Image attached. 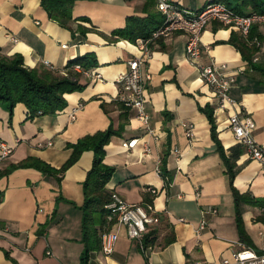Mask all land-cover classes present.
I'll return each mask as SVG.
<instances>
[{"label": "crops", "instance_id": "1", "mask_svg": "<svg viewBox=\"0 0 264 264\" xmlns=\"http://www.w3.org/2000/svg\"><path fill=\"white\" fill-rule=\"evenodd\" d=\"M41 1L0 0L1 53L22 57L28 69L56 75L69 70L77 74L68 65L90 57L91 76L76 75L80 88L64 95L66 106L54 115L30 118L23 104L11 113L0 102V139L14 148L0 162V264H81L83 183L93 152L82 154L60 187L38 170L18 165L32 158L60 169L73 153L69 145L110 127L117 134L105 147L104 163L114 169L107 191L132 204L152 202L163 222L146 235L154 239L153 250L144 252L121 228L114 253L106 257L95 250L88 264L214 263L231 259L244 246L264 255L263 166L235 140L233 109L217 110L211 88L187 60L186 34L177 32L156 43L143 66V74L152 76L145 91L149 125L155 131L151 135L135 119L136 111L120 102L115 83L140 53L133 42L112 34L124 29L131 17L153 19L160 26L155 1L76 0L70 10L73 19L87 21L74 23L73 31L81 25L88 32L75 37L51 19ZM210 1L176 0L194 12ZM218 1L253 13L249 0ZM253 36L261 41L257 51L243 44L234 28L210 22L201 39L202 63L244 70L237 74L231 96L255 122L254 136L264 148V23L253 28ZM72 113L74 121L69 119ZM188 125L193 126L192 138L186 133ZM133 139H139L136 148L124 149L123 143ZM161 161L170 179L167 185L156 173ZM151 188L158 191L156 196L149 193ZM109 228L106 223L102 232Z\"/></svg>", "mask_w": 264, "mask_h": 264}, {"label": "built area", "instance_id": "2", "mask_svg": "<svg viewBox=\"0 0 264 264\" xmlns=\"http://www.w3.org/2000/svg\"><path fill=\"white\" fill-rule=\"evenodd\" d=\"M154 1L158 12L162 16V24L148 37H140L134 42L140 56L130 60L128 71L119 75L115 81L121 91L120 102L126 108L136 111L135 119L145 129L146 133L155 134V131L149 125L150 116L147 113L145 101L146 85L152 79V76L143 74V66L151 59L153 46L156 43L170 38L177 32H183L187 36V60L197 68L201 79L211 88L217 99V110L224 112L233 109L230 116V127L235 140L246 148L249 158L261 163L264 169V148L254 136L256 124L239 109L237 100L231 96V91L236 85V76L239 73H244V70L231 69L227 64L202 63L201 45L205 27L210 22H218L226 27L234 28L250 46L259 49L261 41L258 39L251 41L250 36L255 26L264 23V13L239 14L224 2L218 0L210 1L197 12L183 8L176 0ZM62 48H67V45H63ZM254 61L257 62L258 58ZM44 65L54 70V67L48 61H45ZM72 69L86 77L91 76L90 70H84L78 65ZM61 75L67 77L68 71L62 72ZM75 118V113L69 115L70 121H74ZM186 129L187 136L192 138L193 126L188 125ZM138 143L139 139H133L124 142L122 146L124 149L131 150L136 148ZM13 150V147L0 139V162L9 158ZM149 151L150 149L146 145L144 153L147 154ZM174 152L179 154L177 149ZM156 173L167 185V178H164L162 171V161L158 163ZM149 193L156 196L158 191L151 188ZM110 196V202L104 207L106 221L110 228L101 234V251L103 255L109 257L114 253L115 245L120 238L121 228L126 229L127 237L137 241L144 252L153 250L156 245L149 244L147 247L144 238L150 230L156 229L163 222L153 203L132 204L115 192L111 193ZM1 206L2 200L0 198V209ZM47 254L52 255L51 252ZM192 264H264V255L258 254L251 247L244 246L231 259L226 258L214 263Z\"/></svg>", "mask_w": 264, "mask_h": 264}, {"label": "trees", "instance_id": "3", "mask_svg": "<svg viewBox=\"0 0 264 264\" xmlns=\"http://www.w3.org/2000/svg\"><path fill=\"white\" fill-rule=\"evenodd\" d=\"M76 0H42L43 8L49 13L51 19L57 21L62 27L67 28L75 37L76 33L85 35L88 29L81 25L76 26V32L73 31L72 25L77 21H87L85 19H73L71 8ZM253 13H264V0H249ZM229 5V4H228ZM230 7V5H229ZM239 14H246L242 10L235 9ZM251 14V13H249ZM153 19L142 20L131 17L127 20L124 29L115 31L112 36L115 38H124L135 42L140 37H148L155 27ZM253 29L250 40H254ZM243 44H249L241 38ZM260 40L259 38H257ZM257 51L255 46H251ZM93 63L90 57H85L68 65L69 68L75 65L84 70L91 68ZM77 73V72H76ZM75 73L69 70L68 76L56 75L50 71H38L28 69L24 60L20 56L13 58L5 57L0 50V102L7 105L12 113L17 104H23L27 108L30 118L36 115H54L57 111L64 109L66 106L65 94L72 93L80 88ZM212 122V115H209ZM213 123V122H212ZM214 130V126H213ZM117 130L110 127L105 132H98L94 135L86 136L80 139L76 144L68 147L73 150L69 160L60 169H55L47 163L39 160L28 158L19 164L21 168H33L44 175L45 180L53 181L60 187L65 177V173L74 166L81 158L84 152H93V164L83 183L85 193V204L82 207L83 212V235L82 243L84 251L81 256V264H88L91 252L101 249L100 234L107 223L105 205L110 202L111 194L107 191L106 186L111 180L114 169L104 163L105 147L110 143ZM162 171L164 178H167V184L170 182L168 174L164 171L162 161ZM233 177V176H232ZM238 201V194L235 193ZM239 215V223L241 217ZM100 220L101 227H97V221ZM264 221V218H262ZM103 233V232H102ZM154 239L150 236L144 238L145 245L154 244ZM8 256V254H7Z\"/></svg>", "mask_w": 264, "mask_h": 264}, {"label": "rangeland", "instance_id": "4", "mask_svg": "<svg viewBox=\"0 0 264 264\" xmlns=\"http://www.w3.org/2000/svg\"><path fill=\"white\" fill-rule=\"evenodd\" d=\"M235 6V5H234ZM237 9L239 8V7H236ZM234 10H235V8H234Z\"/></svg>", "mask_w": 264, "mask_h": 264}]
</instances>
